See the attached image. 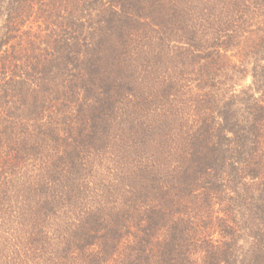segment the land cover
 <instances>
[{"label":"trees","instance_id":"obj_1","mask_svg":"<svg viewBox=\"0 0 264 264\" xmlns=\"http://www.w3.org/2000/svg\"><path fill=\"white\" fill-rule=\"evenodd\" d=\"M0 264H264V0H0Z\"/></svg>","mask_w":264,"mask_h":264}]
</instances>
